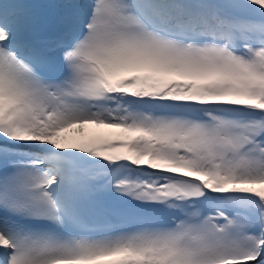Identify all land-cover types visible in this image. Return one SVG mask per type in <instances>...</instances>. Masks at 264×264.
<instances>
[{"label":"snow or ice","instance_id":"snow-or-ice-1","mask_svg":"<svg viewBox=\"0 0 264 264\" xmlns=\"http://www.w3.org/2000/svg\"><path fill=\"white\" fill-rule=\"evenodd\" d=\"M0 264H264V0H0Z\"/></svg>","mask_w":264,"mask_h":264},{"label":"rangeland","instance_id":"rangeland-1","mask_svg":"<svg viewBox=\"0 0 264 264\" xmlns=\"http://www.w3.org/2000/svg\"><path fill=\"white\" fill-rule=\"evenodd\" d=\"M62 2V0H34V3H41V4H47V3H59ZM56 9H39L38 10V23L44 26L45 28H49L50 32L55 31L56 29Z\"/></svg>","mask_w":264,"mask_h":264},{"label":"bare ground","instance_id":"bare-ground-1","mask_svg":"<svg viewBox=\"0 0 264 264\" xmlns=\"http://www.w3.org/2000/svg\"><path fill=\"white\" fill-rule=\"evenodd\" d=\"M32 2H34V0H32ZM39 27L41 28L42 31H44V32H49V33H50V29H49V28H45V27L42 26L41 24H39Z\"/></svg>","mask_w":264,"mask_h":264}]
</instances>
